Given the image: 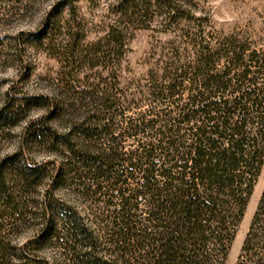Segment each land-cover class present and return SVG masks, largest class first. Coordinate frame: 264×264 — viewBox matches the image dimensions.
<instances>
[{
  "label": "trees",
  "instance_id": "16d2710c",
  "mask_svg": "<svg viewBox=\"0 0 264 264\" xmlns=\"http://www.w3.org/2000/svg\"><path fill=\"white\" fill-rule=\"evenodd\" d=\"M20 1L0 0V22L31 0ZM73 1L28 34L60 63L59 95L0 107V129L45 111L0 156V264H224L264 164V42L207 27L185 0H116L85 43ZM153 22L172 36L126 93L130 27ZM28 146L52 157L34 162ZM235 264H264V188Z\"/></svg>",
  "mask_w": 264,
  "mask_h": 264
},
{
  "label": "rangeland",
  "instance_id": "374dc122",
  "mask_svg": "<svg viewBox=\"0 0 264 264\" xmlns=\"http://www.w3.org/2000/svg\"><path fill=\"white\" fill-rule=\"evenodd\" d=\"M61 0H31L27 8L19 13H13L6 21L0 22V30L7 34L6 46L2 52L7 61L0 58V107L7 98L23 95L49 93L59 95L56 86L60 63L56 57L50 55L45 47L33 44L29 32L35 31L43 16ZM116 0H74V10L77 18H83L87 27L85 43L95 40L103 34V28L113 18L111 6ZM26 0L18 4L23 7ZM185 3L197 13L206 18L209 28L222 32H243L252 37L257 43L264 42V0H185ZM10 15V14H9ZM68 17V10L63 9L60 19ZM158 23L153 22L149 28L131 26V38L128 41V51L121 62L118 76L119 88L126 93L133 89L136 81H142L147 72L154 67L152 64L154 47L159 40L172 36L170 32H163ZM169 31V29H168ZM19 46H15V43ZM44 109L32 108L26 111L17 125L0 129V156L12 153L21 148L26 127L30 121L42 116ZM54 125L62 128L61 121ZM25 155L34 162L48 160L52 156L44 150L28 146ZM254 189L244 217L238 226L236 236L232 242L224 264H235L241 250L245 235L250 226L252 216L259 203L264 188V164L256 180ZM33 231L25 229L14 236L17 244L25 243ZM47 257H55L51 249L40 253Z\"/></svg>",
  "mask_w": 264,
  "mask_h": 264
}]
</instances>
